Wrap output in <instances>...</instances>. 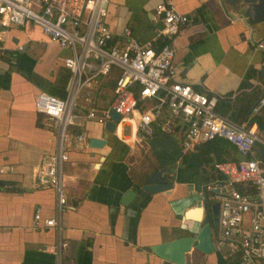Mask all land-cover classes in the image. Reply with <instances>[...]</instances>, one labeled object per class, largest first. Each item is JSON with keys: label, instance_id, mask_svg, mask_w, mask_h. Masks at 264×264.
<instances>
[{"label": "crops", "instance_id": "obj_1", "mask_svg": "<svg viewBox=\"0 0 264 264\" xmlns=\"http://www.w3.org/2000/svg\"><path fill=\"white\" fill-rule=\"evenodd\" d=\"M160 1L110 0L106 23L112 43L123 42L122 32L129 28L139 43L157 46L159 24L153 15ZM173 5L190 21L173 41L174 79L214 96L264 98V52L254 48L264 40V22L250 27L220 0H173ZM69 55L32 23L0 28V264H167L146 248L196 234L201 224L186 214L196 212L206 186L219 177L215 171L203 173L196 150L182 152L179 130L166 133L155 126L152 138L138 142L126 125L108 134L77 117L69 128L64 168L66 210L57 213L54 192L35 184L42 157L55 150L56 127L35 112L34 99L40 92L66 97L71 75L62 60ZM117 76L114 70L83 90L77 100L80 113L108 107ZM252 124L264 139V131ZM80 134L83 143L75 141ZM91 139L106 143L91 148ZM263 150L256 147L264 163ZM238 160L236 152L235 159L225 162ZM140 161L146 165L143 174L136 171ZM155 171H165L172 189L156 194L142 190ZM128 191L136 197L125 207L120 201ZM35 209L41 220L55 218L58 228L33 229ZM215 234V251L204 255L192 250L186 264H242ZM59 241L65 244L57 258L52 249Z\"/></svg>", "mask_w": 264, "mask_h": 264}, {"label": "built area", "instance_id": "obj_2", "mask_svg": "<svg viewBox=\"0 0 264 264\" xmlns=\"http://www.w3.org/2000/svg\"><path fill=\"white\" fill-rule=\"evenodd\" d=\"M109 1L0 0V28L32 23L60 50L70 52L62 60L71 75L66 97L40 92L34 99L35 112L56 127L55 150L42 157L34 171L36 186L54 192L57 213L66 210L63 180L71 139L69 128L80 116L104 127L111 120L112 110L120 116L116 129L126 125L138 142L152 138L155 126L166 133L179 130L183 153L211 141H225L240 160L215 164L219 177L205 188L208 198L219 203L215 238L229 247V256L238 254L242 264H264V163L256 155L257 146L264 148V139L254 124L237 125L217 114L216 96H207L174 79L173 41L190 21L175 9L173 0H161L154 9L153 16L159 24L157 46L139 43L129 28L122 32L125 40L113 44V33L106 23ZM254 48L264 52V40L257 41ZM114 70L118 76L110 105L80 113L77 100L82 91ZM263 107L261 98L252 113L257 114ZM75 141L83 143L84 135L75 136ZM32 228L57 229L58 224L55 218L41 220L35 209ZM64 244L59 241L53 247L57 258Z\"/></svg>", "mask_w": 264, "mask_h": 264}, {"label": "water", "instance_id": "obj_3", "mask_svg": "<svg viewBox=\"0 0 264 264\" xmlns=\"http://www.w3.org/2000/svg\"><path fill=\"white\" fill-rule=\"evenodd\" d=\"M221 3L228 5L233 12L240 18H246V23L250 27L264 22V0H220ZM261 77L264 80V65L261 70ZM111 120L106 122L103 130L108 134H113L116 130V124L120 120V116L114 111L110 110ZM104 140L91 139L89 146L91 148H101L105 145ZM264 150L262 152V157ZM165 171H155L150 174L142 190L148 194H156L166 192L172 189V185L167 181L163 175ZM136 193L128 191L121 199V204L125 207L135 199ZM202 207V209L200 208ZM218 202H210L208 196H203L200 206L195 209L198 213V221L201 224V228L196 234L192 236H184L176 238L174 240L154 245L146 248V251L152 252V254L159 259L163 260L167 264H186V255L192 250H196L204 255L212 254L215 251L213 243V232L218 229ZM201 212L203 218L200 217ZM189 214H186L188 217Z\"/></svg>", "mask_w": 264, "mask_h": 264}, {"label": "trees", "instance_id": "obj_4", "mask_svg": "<svg viewBox=\"0 0 264 264\" xmlns=\"http://www.w3.org/2000/svg\"><path fill=\"white\" fill-rule=\"evenodd\" d=\"M205 94L207 96H211L210 94ZM216 99L217 105L215 111L217 114L227 118L237 125H241L245 121H248V124L256 123L260 133H263L264 108H262L255 116L248 120V117L252 113V108L261 98L259 99V97L255 96L249 97L247 95L233 97L232 94H229L222 97L216 96ZM196 153L201 165L203 166V173L207 174V171H215V164L235 159L236 152L233 148L231 149L228 146L227 142L215 140L197 147ZM211 174L213 173L211 172Z\"/></svg>", "mask_w": 264, "mask_h": 264}, {"label": "rangeland", "instance_id": "obj_5", "mask_svg": "<svg viewBox=\"0 0 264 264\" xmlns=\"http://www.w3.org/2000/svg\"><path fill=\"white\" fill-rule=\"evenodd\" d=\"M145 162L144 161H140V163H138V167H136V171L139 172V173H142L143 172V168L145 167ZM143 174V173H142ZM215 232V231H214Z\"/></svg>", "mask_w": 264, "mask_h": 264}, {"label": "bare ground", "instance_id": "obj_6", "mask_svg": "<svg viewBox=\"0 0 264 264\" xmlns=\"http://www.w3.org/2000/svg\"><path fill=\"white\" fill-rule=\"evenodd\" d=\"M188 217L192 218V219H197L198 218V213L193 212L192 214H189Z\"/></svg>", "mask_w": 264, "mask_h": 264}]
</instances>
